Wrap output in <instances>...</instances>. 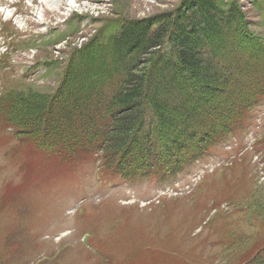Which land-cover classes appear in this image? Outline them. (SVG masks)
<instances>
[{
  "label": "trees",
  "instance_id": "16d2710c",
  "mask_svg": "<svg viewBox=\"0 0 264 264\" xmlns=\"http://www.w3.org/2000/svg\"><path fill=\"white\" fill-rule=\"evenodd\" d=\"M96 32L73 51L52 94L24 85L0 92L4 127L48 156H96L127 179L173 176L264 97V39L234 2L182 0ZM87 53L99 59L91 70ZM261 205L254 211L264 217Z\"/></svg>",
  "mask_w": 264,
  "mask_h": 264
},
{
  "label": "rangeland",
  "instance_id": "374dc122",
  "mask_svg": "<svg viewBox=\"0 0 264 264\" xmlns=\"http://www.w3.org/2000/svg\"><path fill=\"white\" fill-rule=\"evenodd\" d=\"M236 1L251 29L264 37V11L253 5L254 0ZM181 2L0 0V19L6 21L0 36V55L7 49V54L1 58L0 90L24 85L37 92L52 94L73 51H80L90 43L104 21L123 18L127 23L140 21L176 10ZM260 4L264 7L262 1ZM1 37H6L7 47L3 46ZM226 48L225 58L230 55L228 44ZM87 55L88 59L82 65L91 70V65L99 59L95 60L93 54ZM99 80L95 86L99 85ZM171 106L172 102L168 109L173 114ZM2 125L0 121V127ZM242 125L225 141L210 148L214 152L212 156L198 163L184 179L173 183L127 182L112 173L105 175L99 166L91 164L68 180L63 179L65 183L58 181L59 189L53 187L49 193L43 186L31 189V193L25 195L28 202L17 204H20V217L12 212L11 206L3 210L6 214L0 217V251L4 240L18 230L20 234L14 238L20 242L21 252L11 257L8 264H37L38 261L43 262L41 264H96L101 255L81 242L84 234L87 239L94 236L104 243L108 238L112 239L114 253L119 250L124 255L125 251L143 245L155 248L158 236L169 233L168 236L174 239L164 245L176 244L175 248L180 252L178 263L183 252L202 256L208 262L213 258L217 264H223L222 260L219 263L216 245H203L200 239L205 237L216 241L238 237L244 246L237 244L240 255L264 253V218L249 210L250 204L262 203L258 208L264 213V145L261 140L264 137V98ZM5 132L0 129V195L6 183L11 186L19 182L17 161L8 157L9 147H6L7 143L15 141L7 140ZM226 164L228 169L221 173L225 174V181L217 178L213 185L201 188L191 198L185 197L206 175L214 174ZM161 198L166 200L159 202ZM173 198L176 200H171ZM167 201L177 203L170 213L163 203ZM156 204V207L152 206ZM212 204L220 205L218 213L211 208ZM193 207L201 215H194ZM154 210L157 212L151 214ZM207 215L213 219L210 229L202 225L198 228L199 218ZM111 216L119 219L111 224ZM131 220L134 221L132 224ZM192 220H196L194 226L197 229L192 230V236L185 237ZM114 241L122 243L118 247ZM60 247L65 252L54 256Z\"/></svg>",
  "mask_w": 264,
  "mask_h": 264
}]
</instances>
